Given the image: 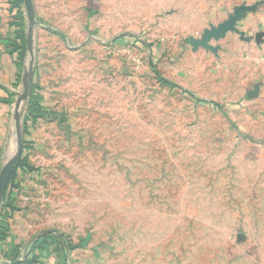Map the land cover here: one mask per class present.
<instances>
[{
	"label": "rangeland",
	"instance_id": "rangeland-1",
	"mask_svg": "<svg viewBox=\"0 0 264 264\" xmlns=\"http://www.w3.org/2000/svg\"><path fill=\"white\" fill-rule=\"evenodd\" d=\"M236 1L33 0L26 87L24 0L9 2L21 60L0 71V171L21 150L3 264L48 235L34 264H264V111L210 62L219 39L195 44Z\"/></svg>",
	"mask_w": 264,
	"mask_h": 264
},
{
	"label": "crops",
	"instance_id": "crops-1",
	"mask_svg": "<svg viewBox=\"0 0 264 264\" xmlns=\"http://www.w3.org/2000/svg\"><path fill=\"white\" fill-rule=\"evenodd\" d=\"M232 7L231 12L234 15L238 13L233 30L227 31L219 38V42L213 47L216 53H213L209 60L219 71L225 70L241 78L249 87V93L258 95L252 103H256L253 108L264 111V0H239ZM11 21L13 19L8 1L0 0V71L5 67L11 68L10 64L13 65L15 59V56L8 54L4 42L17 29L10 25ZM261 118L263 120H260V132H264V114ZM259 222V226L264 227L262 221ZM15 243L11 241V237L0 241V264L5 262L9 250L18 247Z\"/></svg>",
	"mask_w": 264,
	"mask_h": 264
},
{
	"label": "water",
	"instance_id": "water-1",
	"mask_svg": "<svg viewBox=\"0 0 264 264\" xmlns=\"http://www.w3.org/2000/svg\"><path fill=\"white\" fill-rule=\"evenodd\" d=\"M24 8L26 13V18L28 21V26L26 30V36H27V51H28V66L24 73V84L25 87L27 86L29 82V78L32 75V63H33V32L34 27L37 24V21L35 19V11L33 6V0H24ZM238 18V13H235L233 17H231V20L228 21L225 24H221L217 26L216 29L211 30H205L203 33V36L201 37L200 41H197L195 44L197 46L206 47L208 48V42L210 39H219L224 36V34L227 31L233 30L234 24L236 19ZM20 139L18 140V151L15 155L9 157L5 164L3 165L1 171H0V212H1V206L2 202L5 197L6 189L10 180V177L14 171V168L16 166V162L20 157Z\"/></svg>",
	"mask_w": 264,
	"mask_h": 264
},
{
	"label": "trees",
	"instance_id": "trees-1",
	"mask_svg": "<svg viewBox=\"0 0 264 264\" xmlns=\"http://www.w3.org/2000/svg\"><path fill=\"white\" fill-rule=\"evenodd\" d=\"M7 1L9 4V11L12 14V19H13V21L10 22V25L14 26L17 29H15L13 34H11V36L9 38H7L4 42H5V46L8 50V54L13 56V57L15 56V59L13 60V64H14V66H17V64L19 63V60H21L20 59L21 58V55H20V53H21V46H20V33H21L20 22H21V19H19L20 13L15 12V10H14V9H18L16 7V5L14 3L13 4L9 3L12 0H7ZM17 13H18V15H17ZM19 166H20V163H17L15 168H14V171L10 177L8 186L11 183L12 178L15 176V172ZM8 186H7V188H8ZM6 191H7V189H6ZM5 195H6V193H5ZM10 213H11V210L9 209V204H7L6 202L2 203L0 218L3 219L2 218L3 216L9 218L8 215H10ZM10 236L11 235H10L9 229L7 227H0V241H6V239L9 238ZM58 242L59 241H56V240L53 242V240L50 239L49 235L42 237L41 241L40 240L36 241L32 245L26 259L23 261V264H34V263L38 262V260L40 258H42L41 257L42 255L38 254L37 252H41V247L45 243H47L49 245V248H51L52 252L56 251V245ZM8 252L9 253L6 254L5 257L8 258V256L11 254V259H13L12 255H16L17 247H14L13 249L9 250Z\"/></svg>",
	"mask_w": 264,
	"mask_h": 264
}]
</instances>
